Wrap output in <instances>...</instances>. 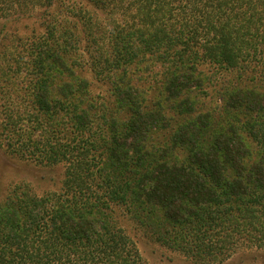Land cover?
Segmentation results:
<instances>
[{
    "label": "trees",
    "instance_id": "trees-1",
    "mask_svg": "<svg viewBox=\"0 0 264 264\" xmlns=\"http://www.w3.org/2000/svg\"><path fill=\"white\" fill-rule=\"evenodd\" d=\"M54 1L0 0V19ZM67 1L73 8L110 0ZM111 1L106 40L93 30L84 35L94 73L112 75L128 117H96L88 83L58 67L66 51L50 44L59 35L46 28L29 50L41 77L29 83L21 112L19 101L5 108L0 147L29 156L38 147L25 137L47 134L37 163H65L64 180L59 194L38 197L19 186L0 202V264H146L111 204L139 220L160 212L152 218L155 239L198 264H223L240 248L262 250L264 0ZM87 14L77 8L74 16L89 27ZM154 62L164 67L166 109L160 101L148 107L138 84ZM64 74L72 83L57 86ZM75 93L85 97L71 101ZM166 128L172 134L160 141Z\"/></svg>",
    "mask_w": 264,
    "mask_h": 264
},
{
    "label": "rangeland",
    "instance_id": "rangeland-1",
    "mask_svg": "<svg viewBox=\"0 0 264 264\" xmlns=\"http://www.w3.org/2000/svg\"><path fill=\"white\" fill-rule=\"evenodd\" d=\"M70 6L71 3L67 0H55L49 8L36 6L28 11L13 13L10 17L0 19V141L3 145L6 144L2 139L6 130L3 119L5 108L8 107L10 110L19 103L18 110L21 112L22 104L28 100L26 95L33 92L29 83L41 77L38 75L37 65L31 62L36 59L29 50L36 48L41 38L46 36V28H49L47 32L51 30L53 35H59L57 41L53 36H49L50 44L54 47L63 46L66 51V54L62 53V56L65 54V62L57 64L58 67L65 69V72H74L76 78L88 83L87 100H91L96 105V117L101 113L117 116L121 120L128 117L127 110L118 104L114 97L112 75L102 77L94 73L91 64L94 52L93 54L90 52V47L87 45L88 37L84 35L86 30H93L95 34L92 35L97 34L100 39L106 40L111 28L114 27V1H107L103 6L75 1L73 8ZM77 8L87 10V20L91 18L89 27L80 24L74 16ZM138 80L139 86L148 94L146 105L151 107L154 102L160 101L166 109L168 104L164 102L163 88L166 82L164 67L154 62ZM66 82L72 83V79L66 74L56 77L57 86ZM74 84L80 85L77 82ZM83 97L85 96L81 97L75 93L70 100L76 101ZM57 98L60 99V96ZM32 107L35 108L34 105ZM167 114L170 120L177 117L173 111H168ZM169 123L171 126L174 124V122ZM20 126L22 128L25 126L24 130L32 129L28 122H22ZM171 128L161 129L156 134L158 139L168 140L172 134ZM25 138L38 147L35 153H32L36 157L33 158L31 154L22 156L21 153L11 157V152L4 147L5 145L3 148L0 147V202L5 200L10 191L19 186L25 187V190L38 197L61 192L65 163L54 165L37 163L41 159V148L46 146L47 140H50L47 134L36 130ZM109 209L116 225L134 242L146 264H198L155 239L152 218H161L160 212L149 217L150 220L144 218L139 220L122 206L111 204ZM223 264H264V248L262 250L240 248Z\"/></svg>",
    "mask_w": 264,
    "mask_h": 264
}]
</instances>
